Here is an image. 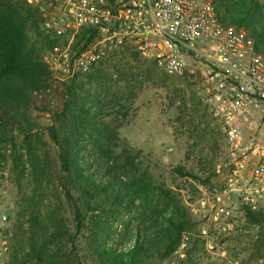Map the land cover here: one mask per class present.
Wrapping results in <instances>:
<instances>
[{
	"label": "rangeland",
	"instance_id": "374dc122",
	"mask_svg": "<svg viewBox=\"0 0 264 264\" xmlns=\"http://www.w3.org/2000/svg\"><path fill=\"white\" fill-rule=\"evenodd\" d=\"M220 1L214 0L217 4ZM257 2L264 21V0ZM0 25H24L36 41L41 35L35 9L26 0H1ZM250 26L244 28L248 34L253 28ZM259 46L264 51V42H259ZM192 69L194 73L190 68L182 75L165 71L127 47L74 84L79 93L76 102L97 114L94 122L105 123L114 130L119 137L117 143L122 146L127 143L140 151L137 162L143 170L147 169L155 185L162 186L190 214L191 206L202 196L201 187L211 190L217 183L216 166L228 154L226 136L214 121L211 103L201 93L202 76L196 68ZM69 85L51 86L48 92V76L39 93L24 100L22 130L10 126L13 120H8L9 125L2 129L0 212L9 216L0 234V243L8 248L4 264L23 262L24 251H29L28 215H20L24 207L29 212H41L52 229L66 232L63 238L48 245L41 260L36 258L27 264H49L45 254L58 251L66 264H72L75 254L83 264H94L90 251L92 225L87 219L88 228L75 235L72 204L65 190H72L74 201L79 202V197L70 186L68 173L61 168L58 146L50 133L52 126H56L60 135L73 125L65 119L70 114L65 111L66 101L70 100ZM72 114L77 116L80 111L74 110ZM134 214L139 216L137 212ZM131 215L119 216L112 224L113 229L123 231ZM134 224L137 226L138 222ZM186 240L169 260L152 264H264V225L250 223L246 212L233 230L210 242L216 243V251H208L200 238L204 244L197 241L193 262L186 259ZM73 241L76 250L72 249ZM16 258L19 261L15 262Z\"/></svg>",
	"mask_w": 264,
	"mask_h": 264
},
{
	"label": "built area",
	"instance_id": "2783aa9c",
	"mask_svg": "<svg viewBox=\"0 0 264 264\" xmlns=\"http://www.w3.org/2000/svg\"><path fill=\"white\" fill-rule=\"evenodd\" d=\"M38 15L49 87L69 85L129 47L160 69L196 68L201 93L225 134L227 159L192 214L208 251L246 212L264 209V56L253 38L222 23L214 0H26ZM58 104V101H54ZM9 216L0 212L1 229ZM8 248L0 243V264Z\"/></svg>",
	"mask_w": 264,
	"mask_h": 264
},
{
	"label": "trees",
	"instance_id": "16d2710c",
	"mask_svg": "<svg viewBox=\"0 0 264 264\" xmlns=\"http://www.w3.org/2000/svg\"><path fill=\"white\" fill-rule=\"evenodd\" d=\"M215 5L222 23L235 25L243 31L251 25L249 35L258 51L264 52L259 46V42H264V21L257 0H221ZM35 13L39 21L36 10ZM51 43L41 35L37 41L33 40L24 25H0V145L8 120H13L11 127L22 130L24 100L36 96L46 83L49 72L41 55ZM75 81L68 87L70 100L65 104V111L70 112L65 119L73 125L60 135L56 126L50 128L51 138L58 146L61 168L68 173L70 186L79 197V202L74 201L72 190H65L66 198L72 204L75 235L88 228L86 221L89 219L94 264L165 262L186 244V239L190 245V248L187 245L186 259L193 262L197 241H201L199 222L171 199L162 186L155 185L148 170H143L137 162L140 151L127 143L123 146L117 143L119 137L115 131L105 123L94 122L97 114L76 102L79 93H76ZM74 110H79L80 114L74 116ZM125 213L132 214L130 221L124 223L123 231L117 232L112 224ZM25 214L30 231L29 251H24V261L19 264H27L36 258L41 260L48 245L66 233L52 229L41 212H29L24 207L20 215ZM246 216L250 223L264 225V209L252 211L247 208ZM72 247L76 250L74 241ZM45 255L49 264H66L60 251ZM73 257L72 264H83L78 254Z\"/></svg>",
	"mask_w": 264,
	"mask_h": 264
}]
</instances>
